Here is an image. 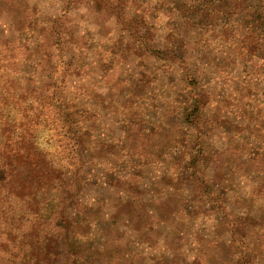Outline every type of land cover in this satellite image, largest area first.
<instances>
[{
  "label": "trees",
  "instance_id": "1",
  "mask_svg": "<svg viewBox=\"0 0 264 264\" xmlns=\"http://www.w3.org/2000/svg\"><path fill=\"white\" fill-rule=\"evenodd\" d=\"M66 1L0 0V264H99L73 220L98 184L100 205L179 199L235 264H264V69L231 71L261 62L264 0Z\"/></svg>",
  "mask_w": 264,
  "mask_h": 264
},
{
  "label": "rangeland",
  "instance_id": "2",
  "mask_svg": "<svg viewBox=\"0 0 264 264\" xmlns=\"http://www.w3.org/2000/svg\"><path fill=\"white\" fill-rule=\"evenodd\" d=\"M38 3L41 4L42 2L38 1ZM80 4L81 7L84 6L82 0L66 1L69 11H71V8L76 9V6ZM31 6L32 4L29 5L30 9L27 11L33 14L34 11ZM260 8L262 9V7ZM193 13L194 10H191L190 15H193ZM80 15L82 14L79 12L78 16ZM85 18L86 16L84 15ZM224 19L225 17H222L220 21L223 22ZM102 20L105 21L104 17H102ZM87 22L88 18L85 19V23ZM109 23L110 21H107V24ZM154 29L156 30V28ZM155 30L154 32H157ZM260 58L261 62L248 53L246 57L248 61L242 58L238 59V62H234L235 64H233L231 71L238 73L239 71L247 72L249 69L256 74L257 70L264 69V64H261L264 61V52H261ZM256 62L260 63L258 64L259 67H257ZM195 71L200 72L198 70ZM153 91L154 89H152L151 93ZM218 93L220 94V91ZM60 136L61 132L59 129L44 130L39 133V143L48 151L56 155L59 153L60 155V152H62V145L58 142L61 138ZM132 142H134L133 146L136 149H144L143 151L148 152V141L146 142L136 137ZM103 149H107V146L105 145ZM153 160L152 158L151 161ZM146 168L148 170V167ZM243 182L245 184L249 183L247 179L243 180ZM119 186L132 192L138 188L129 184V182H121ZM162 186L163 184L157 183L152 187L159 192ZM106 188L99 184L88 186L86 188V193H89V196L87 194L88 198L80 199L78 205H86L85 207L90 211V216L85 217L81 214V207L80 209L78 208L80 214L73 219L77 222L75 228L77 229L76 234H80V245L92 250H99L101 254L99 264H235L237 262L233 261L230 256L233 250L234 253L237 251L235 245L232 246L233 250H231V247L221 241L216 231H199L197 233V222L193 221L195 217L193 218L191 213H184L181 200L173 197H159L149 201L147 196L148 188H145L143 189L144 193H146V201L144 200V202L135 200L134 203L127 204L122 200L112 198L110 201L108 200V204L101 203L102 205H100V203H94L92 201L94 195L101 194L107 197L106 195L113 194V191L111 192L112 189L106 190ZM260 206L261 208L256 210L251 208L252 212L258 213L260 210L259 212L262 213L264 208L263 205ZM101 207H103L104 212H110L111 218H103L104 225L107 226L101 232L104 234L105 240L100 244L98 240L100 232L94 230L93 220L98 219L97 214ZM231 207L235 208L234 205H231ZM93 263V259L89 256L84 259V264Z\"/></svg>",
  "mask_w": 264,
  "mask_h": 264
}]
</instances>
